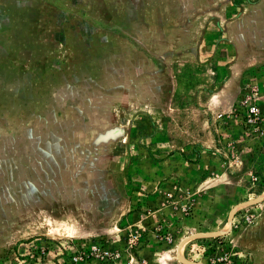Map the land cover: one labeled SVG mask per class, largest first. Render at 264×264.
I'll use <instances>...</instances> for the list:
<instances>
[{
	"label": "rangeland",
	"instance_id": "1",
	"mask_svg": "<svg viewBox=\"0 0 264 264\" xmlns=\"http://www.w3.org/2000/svg\"><path fill=\"white\" fill-rule=\"evenodd\" d=\"M91 241L264 264V0H0V264Z\"/></svg>",
	"mask_w": 264,
	"mask_h": 264
},
{
	"label": "built area",
	"instance_id": "2",
	"mask_svg": "<svg viewBox=\"0 0 264 264\" xmlns=\"http://www.w3.org/2000/svg\"><path fill=\"white\" fill-rule=\"evenodd\" d=\"M255 108L251 106L249 111L253 114ZM138 233L136 231H132L127 236V242L130 244L137 241ZM101 244L98 241H91L88 243L87 248H80L75 246H68V258L69 262L72 264H82L87 260L91 259H99V260H114L117 258L118 253H116L113 249L101 247ZM123 264H133L131 259L126 258Z\"/></svg>",
	"mask_w": 264,
	"mask_h": 264
}]
</instances>
